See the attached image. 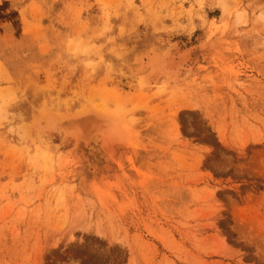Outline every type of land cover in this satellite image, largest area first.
<instances>
[{
  "label": "rangeland",
  "instance_id": "rangeland-1",
  "mask_svg": "<svg viewBox=\"0 0 264 264\" xmlns=\"http://www.w3.org/2000/svg\"><path fill=\"white\" fill-rule=\"evenodd\" d=\"M113 262L264 264V0H0V264Z\"/></svg>",
  "mask_w": 264,
  "mask_h": 264
},
{
  "label": "water",
  "instance_id": "water-1",
  "mask_svg": "<svg viewBox=\"0 0 264 264\" xmlns=\"http://www.w3.org/2000/svg\"><path fill=\"white\" fill-rule=\"evenodd\" d=\"M48 117L39 123V127L48 134H62L71 132L75 136L85 139L91 133L103 134L111 130L112 126L108 122L110 118L95 114L90 108L76 113L64 114V116ZM117 122H116V121ZM116 123L121 124V119H115ZM110 125L111 127H108Z\"/></svg>",
  "mask_w": 264,
  "mask_h": 264
},
{
  "label": "bare ground",
  "instance_id": "bare-ground-1",
  "mask_svg": "<svg viewBox=\"0 0 264 264\" xmlns=\"http://www.w3.org/2000/svg\"><path fill=\"white\" fill-rule=\"evenodd\" d=\"M174 51H176V50H174ZM182 54V53H181ZM179 55L178 54V56H177V54H171V55H169L168 56V65H167V68L169 69V71H170V69H175L176 68V66L175 65H177V69L178 68H180V67H182L183 68V66L185 65V62H186V57H185V53H183L182 55ZM176 55V56H175ZM176 60H175V59ZM165 62V61H164ZM174 66H175V68H174ZM164 69V68H163ZM158 70H161V69H158ZM154 74V73H153ZM155 74H156V72H155ZM156 75H159V74H156ZM155 75V76H156ZM153 78H155L154 76H152ZM150 78V77H149ZM156 78H157V76H156ZM150 81L152 80V78H150L149 79ZM154 80V79H153ZM153 80H152V82H153ZM155 82V81H154ZM95 114H98V115H103V117H106V118H110L111 119V121H109L108 123L109 124H111V126H112V129L111 130H107V131H105L103 134H99V133H91V134H89L85 139H81V137H79V136H75V134H72L71 132H68V133H64V135H65V137H70V138H73L76 142H75V144H76V146L78 145L79 146V144L80 143H83V146H87V145H89L90 143H92L93 142V140L94 139H96L97 137H100V145L102 146V147H109V146H114V145H117V144H119L120 145V143H123L124 144V146H126L127 145V147H130V146H132V135H131V133H130V131L129 130H127V133L124 131V129H123V126H122V124H119L118 125V123H116L117 121L115 120V118L113 117V116H108L107 114H105V113H103V110H101V109H99V108H96V109H91ZM52 116V115H51ZM55 116V115H54ZM118 118H120V117H118ZM117 118V119H118ZM116 122H115V121ZM122 121H124V120H122ZM124 123H126L125 121H124ZM123 123V124H124ZM110 125H108V127H111ZM125 134V135H124ZM128 134V137H129V139H128V137H126V135ZM125 140H127V142H125ZM125 142V143H124ZM114 148V147H113ZM107 151V150H106ZM113 152V151H112ZM115 152V151H114Z\"/></svg>",
  "mask_w": 264,
  "mask_h": 264
},
{
  "label": "snow or ice",
  "instance_id": "snow-or-ice-1",
  "mask_svg": "<svg viewBox=\"0 0 264 264\" xmlns=\"http://www.w3.org/2000/svg\"><path fill=\"white\" fill-rule=\"evenodd\" d=\"M113 264H115V262H113Z\"/></svg>",
  "mask_w": 264,
  "mask_h": 264
}]
</instances>
